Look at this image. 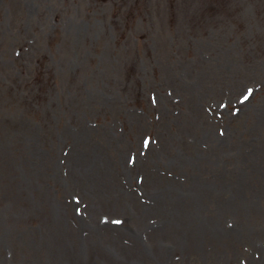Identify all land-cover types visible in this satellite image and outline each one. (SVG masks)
<instances>
[{"label":"rangeland","instance_id":"1","mask_svg":"<svg viewBox=\"0 0 264 264\" xmlns=\"http://www.w3.org/2000/svg\"><path fill=\"white\" fill-rule=\"evenodd\" d=\"M0 264H264V0H0Z\"/></svg>","mask_w":264,"mask_h":264}]
</instances>
